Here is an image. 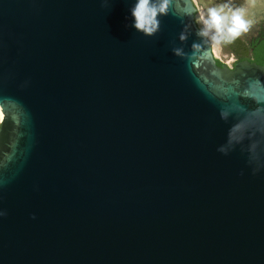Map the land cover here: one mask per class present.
<instances>
[{
	"label": "water",
	"instance_id": "obj_1",
	"mask_svg": "<svg viewBox=\"0 0 264 264\" xmlns=\"http://www.w3.org/2000/svg\"><path fill=\"white\" fill-rule=\"evenodd\" d=\"M135 3L0 0V264H264V66Z\"/></svg>",
	"mask_w": 264,
	"mask_h": 264
},
{
	"label": "clouds",
	"instance_id": "obj_2",
	"mask_svg": "<svg viewBox=\"0 0 264 264\" xmlns=\"http://www.w3.org/2000/svg\"><path fill=\"white\" fill-rule=\"evenodd\" d=\"M107 3V0H104ZM171 0H136L130 9L132 28L152 37L160 31V18L167 16L170 11ZM197 17L196 35L201 38L202 43L195 44L199 48L207 45L212 48H221L224 45L232 44L242 34L247 33L255 23L258 11H264V0H242V3H235L234 0H223L220 3H213L208 6L204 3L199 9ZM128 25H126L127 27ZM190 25H185L179 35V40L184 42L188 39ZM173 53L180 56L182 48H173ZM232 139H235L233 136ZM220 152L226 153L224 148ZM6 215L0 211V216Z\"/></svg>",
	"mask_w": 264,
	"mask_h": 264
},
{
	"label": "flooded vegetation",
	"instance_id": "obj_3",
	"mask_svg": "<svg viewBox=\"0 0 264 264\" xmlns=\"http://www.w3.org/2000/svg\"><path fill=\"white\" fill-rule=\"evenodd\" d=\"M191 1L194 3L197 12L198 9L204 3H208V6H211L213 3L223 2V0H191ZM234 2L239 4L242 3V0H234ZM257 13L264 14V11H258ZM195 18L197 21V13ZM254 25L255 26H252L247 33L242 34L232 43V44H239L241 46L237 54H235L234 51L231 50L230 47L232 44L227 45V47L229 48L228 53L236 57L237 63L245 60V55L248 52H250V57H251L250 62H252V55L255 49L254 44H261L262 42H264V17L261 18L260 21H256Z\"/></svg>",
	"mask_w": 264,
	"mask_h": 264
},
{
	"label": "rangeland",
	"instance_id": "obj_4",
	"mask_svg": "<svg viewBox=\"0 0 264 264\" xmlns=\"http://www.w3.org/2000/svg\"><path fill=\"white\" fill-rule=\"evenodd\" d=\"M199 15V11L197 12V17ZM229 48L227 45L217 49L212 48L213 55L217 62L221 63L222 65H226L228 67H232L237 63L236 57L228 53ZM1 124V123H0Z\"/></svg>",
	"mask_w": 264,
	"mask_h": 264
},
{
	"label": "trees",
	"instance_id": "obj_5",
	"mask_svg": "<svg viewBox=\"0 0 264 264\" xmlns=\"http://www.w3.org/2000/svg\"><path fill=\"white\" fill-rule=\"evenodd\" d=\"M254 48L252 63H255L259 66H264V42L261 44H254ZM217 65L221 66L219 62H217Z\"/></svg>",
	"mask_w": 264,
	"mask_h": 264
},
{
	"label": "bare ground",
	"instance_id": "obj_6",
	"mask_svg": "<svg viewBox=\"0 0 264 264\" xmlns=\"http://www.w3.org/2000/svg\"><path fill=\"white\" fill-rule=\"evenodd\" d=\"M260 13H257V15H259ZM256 15V16H257ZM3 118H4V116H3V113H2V111H1V109H0V123L3 121Z\"/></svg>",
	"mask_w": 264,
	"mask_h": 264
}]
</instances>
